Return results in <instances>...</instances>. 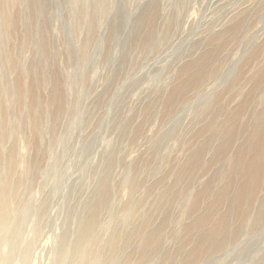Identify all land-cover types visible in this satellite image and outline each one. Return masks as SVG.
<instances>
[{
	"label": "rangeland",
	"instance_id": "374dc122",
	"mask_svg": "<svg viewBox=\"0 0 264 264\" xmlns=\"http://www.w3.org/2000/svg\"><path fill=\"white\" fill-rule=\"evenodd\" d=\"M159 1L151 20L152 0H114L79 72L68 27L79 45L89 16L76 22L61 0H0V198L6 189L16 223L37 213L22 221L20 264H57L64 244L67 264L100 253L105 264H264V3L237 22L230 12L249 0L218 11ZM93 208L82 242L72 214ZM78 243L88 257L72 254Z\"/></svg>",
	"mask_w": 264,
	"mask_h": 264
},
{
	"label": "bare ground",
	"instance_id": "6f19581e",
	"mask_svg": "<svg viewBox=\"0 0 264 264\" xmlns=\"http://www.w3.org/2000/svg\"><path fill=\"white\" fill-rule=\"evenodd\" d=\"M125 1H127V0H124V2ZM224 1L225 0H213V6L216 7V8H218V7L221 8L222 7L221 5H222V3ZM66 2H69V6H68L69 10H72V8L75 10L74 17L76 19V22L77 21H81L86 16L90 17V20L87 23L88 34H87L85 40L82 43H79V45H78L77 37L75 35V29H76L77 25L76 26L69 25V27H68L71 41L76 43V44L72 43V44L76 45V50H74V49L70 50L69 49V53L71 52V53L74 54L73 55L74 59H75L74 62L76 64L79 72H81V68L83 67V65L85 64V62L89 58V56L87 54V47H88V44L91 41L92 34H93V29L97 25H101L103 20H105L104 17H106L111 12V10L113 9V6H114V0H85V1H80V0H61L60 3H61L62 6H64V5H67ZM245 2H247V1H245ZM152 3L154 4L153 7L155 9V13L153 15H151L152 13H150L149 19L156 17L158 15V13H163V11H161L160 1L159 0H152ZM181 3H182V1H181ZM260 3H264V0H249L248 3L244 4V6L242 8H240V7L236 8L235 11H233V12L229 11L230 15L234 16L235 14L236 15L240 14L239 12H241V11L244 12L245 10H248V12L250 13V10H252L256 6L260 5ZM254 4H255V6H254ZM127 5H129V2L126 3V6ZM123 8L126 9L125 6ZM216 8H214V9H216ZM232 9H234V8H232ZM218 10H219V8L216 11H218ZM229 12H227V13H229ZM155 14H156V16H155ZM187 16L184 15L183 18H185ZM235 16L234 17L229 16V17H230V19L236 18L235 20H238L237 22H240L239 21L240 18L239 17H235ZM143 17H145V16H143ZM216 17L217 16H215V19H216ZM224 17L225 16H223V19H224ZM227 18H225V20ZM35 19L36 18L33 17L32 20L35 21ZM149 19H148V21H149ZM0 20L2 22H4L5 18L2 17V19H0ZM73 20H74V18H73ZM33 21H31V22L33 23ZM180 21H181V19L179 20V22ZM208 22H209V20H208ZM209 23H208V25H209ZM220 23L223 24L222 22H220ZM236 23L233 25V28L231 29L232 31L239 26V23L238 24H236ZM180 24H182V22ZM180 24H178L177 28H175V29L179 30ZM148 25H149V23H148ZM220 25H219V27H220ZM30 26H31V24H28V22H27L26 27L30 28ZM212 26H213V24H212ZM214 26H216V25H214ZM214 26L210 30H215ZM223 26H224V24H223ZM231 27L232 26H230L229 28H231ZM183 29H181V31ZM30 30H31V28H30ZM178 30H176V31H178ZM220 30L221 29H219V31ZM219 31H218V34H219ZM148 32H150V30ZM183 32H180V33L182 34ZM215 32H217V30H215ZM148 34H150V33H148ZM178 34L179 33L177 32V35H176V32H175V34H174V35H176L175 37H177ZM0 35H1V32H0ZM215 35H217V33ZM150 36H151V34H150ZM172 36H171V38H172ZM204 36H205V34H204ZM169 38L164 41L165 43L163 44V46L161 45L162 46V50L159 48L161 51H165L166 49H168V46H170L172 44V43H170V42H172V39L171 38L169 39ZM174 38H173V40H174ZM217 38H219V35H218ZM169 43H170V45H169ZM0 50H1V42H0ZM72 50H73V52H72ZM161 51H160V53H161ZM157 54H158V51H157ZM73 116H76V114L74 113ZM260 118H261V114L257 115V117H256V126H257L256 139H258V140L264 139V121H261ZM257 161L260 162L259 174H260L261 180H262L264 178V173H263L262 168H261V163L262 162L264 163V151L258 153V155L254 157V162H257ZM249 163L251 164L252 161L249 162ZM247 166L248 165H245V167H247ZM3 193H4L3 197L0 198V247L1 248L5 247L6 248V252L2 256H0V264H20V262L25 263V261L27 259L26 251H23V253L21 255V258L18 257V253L21 251L22 238H23V233H24V230H25L24 228H22V225H23L22 221H25V225H26L25 227H27V225H29L31 223L32 217L34 215H36L37 213L35 211H29L27 214H25V210H24V212H23V214L21 216V219L17 223L14 222L15 210H12V209H10L8 207V204H7L8 203V198H7L8 192L6 191V189H4ZM98 199H99L98 200V205L100 207H102L103 209H105L106 217H107L106 221H109L113 211H112V205H111L110 200H109L108 192L105 191V193L103 195H101ZM96 208H98V207H96ZM96 208H93L88 213L87 218L85 220H83V221L82 220L81 221L77 220V222H76V219H79V216L77 215V212H74L72 214V220L75 221V223H77L79 225L81 224L83 226V229L79 232V235H78V238H80L81 241L82 240L84 241L86 237L90 236V233L92 231V227L95 224H97V222L99 221L100 210H98ZM79 245L80 244L78 243L75 246L71 247L72 248V254L74 252H77L82 257H88L89 256L88 250L87 249H82L81 246L79 247ZM65 246L66 245L64 244V245H61V246L55 248V252H54V256L53 257H54L55 261L57 262V264H62V263L67 264L65 258H66V252L68 251V249ZM108 248L109 249H114L115 248V245H114L113 241H110L108 243ZM114 263H115L114 259H111L108 262V264H114ZM87 264H105V262H103L102 254L100 253V254L94 255L90 259V261L87 262Z\"/></svg>",
	"mask_w": 264,
	"mask_h": 264
}]
</instances>
